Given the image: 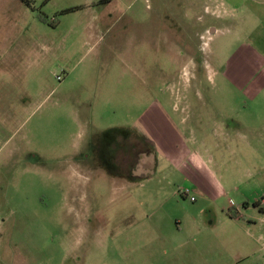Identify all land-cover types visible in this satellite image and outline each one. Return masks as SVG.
Masks as SVG:
<instances>
[{
    "label": "rangeland",
    "instance_id": "1",
    "mask_svg": "<svg viewBox=\"0 0 264 264\" xmlns=\"http://www.w3.org/2000/svg\"><path fill=\"white\" fill-rule=\"evenodd\" d=\"M227 10L220 0H0V264H236L200 245L204 207L216 203L232 216L240 207L264 235V94L252 97L264 63L243 87L222 77L233 54L264 57V34L240 48L245 27ZM158 105L189 113L185 134L207 142L180 154L190 158L170 185L132 127ZM132 134L144 153L115 160ZM193 179L214 192L191 202L179 190ZM258 248L237 264H264V239Z\"/></svg>",
    "mask_w": 264,
    "mask_h": 264
},
{
    "label": "crops",
    "instance_id": "2",
    "mask_svg": "<svg viewBox=\"0 0 264 264\" xmlns=\"http://www.w3.org/2000/svg\"><path fill=\"white\" fill-rule=\"evenodd\" d=\"M220 1L223 4H227V12L241 19L242 22L240 26L245 27L244 30L240 29L242 33H235L245 35L240 43V48L243 47L246 49L247 47H251L249 44L254 43L256 34H264V0ZM240 26L234 27L233 30L238 29ZM262 60H264V57L260 55L259 59L250 58L248 49L245 52L233 54L223 61L224 71L222 77L227 81L229 80L228 83L230 82L236 87H243L245 85V80H259V76L261 75L256 72L258 65L264 63ZM249 91L251 90H245L246 93ZM253 92V98H260V95L264 94V91L261 90H253ZM188 114L185 113V110L178 111L177 108L170 110L161 105L147 107L143 109L136 119V122L132 125L133 128L142 133L147 141L152 143V149L155 150L159 158L165 162L166 165L164 168H162L161 172L156 174L163 175V179L167 180L169 185L175 182L170 179L169 175L179 172L184 168L188 163V158H190V156H188L189 153L188 155L185 153L184 156L180 154L187 148L191 150L192 148L199 147V143H201L202 146H207V142L204 143L197 140L195 136H190L189 138L187 134H185L184 127L187 126V124L189 125ZM193 114L203 122V119L199 117L201 115L200 112ZM206 114H212V111ZM237 124L239 125L238 122ZM216 126H218V130L221 132L229 129L228 121L226 123H219V125ZM123 129L124 128L121 130ZM130 136H133V134ZM148 176H150V174ZM184 181L185 185L191 186L193 191L196 192L207 190L208 195L215 190V186L208 184L210 186L207 187L205 186L206 183L198 179ZM261 211V213H264V210ZM204 213H206V221L202 225V231H204V233L202 234L200 243L204 251L208 253L218 249L232 253L234 254V261L237 263L248 258V256H255V254H257L260 249L258 248V241L261 238L264 239V235L260 234L258 237L255 236L254 227L256 225L250 221H248L247 224L241 220L242 213L240 207H236V213L232 216L226 212L225 205L216 203L214 207L205 206L203 214Z\"/></svg>",
    "mask_w": 264,
    "mask_h": 264
},
{
    "label": "flooded vegetation",
    "instance_id": "3",
    "mask_svg": "<svg viewBox=\"0 0 264 264\" xmlns=\"http://www.w3.org/2000/svg\"><path fill=\"white\" fill-rule=\"evenodd\" d=\"M121 142L124 141V144H125V151L123 153V155L120 156V152L117 151L114 149V152H116L115 154V160H118V159H125L124 157H128V156H133L135 158V156L138 154V153H144L145 150H140L139 149V144H138V141L137 139H135L134 136H128L126 137L124 140L121 138L120 139ZM125 155V156H124ZM122 172L126 178H128L130 176V171L129 170H125V171H120Z\"/></svg>",
    "mask_w": 264,
    "mask_h": 264
},
{
    "label": "built area",
    "instance_id": "4",
    "mask_svg": "<svg viewBox=\"0 0 264 264\" xmlns=\"http://www.w3.org/2000/svg\"><path fill=\"white\" fill-rule=\"evenodd\" d=\"M180 194H182L183 196H185L186 198H188L191 202L195 201V197H194V191L190 190L188 188H181L179 190Z\"/></svg>",
    "mask_w": 264,
    "mask_h": 264
}]
</instances>
